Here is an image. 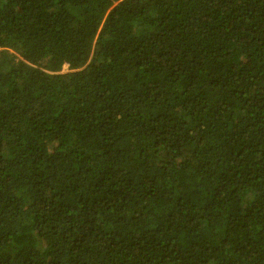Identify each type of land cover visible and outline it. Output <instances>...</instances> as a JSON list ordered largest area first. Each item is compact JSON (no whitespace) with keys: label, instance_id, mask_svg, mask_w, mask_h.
<instances>
[{"label":"trees","instance_id":"obj_1","mask_svg":"<svg viewBox=\"0 0 264 264\" xmlns=\"http://www.w3.org/2000/svg\"><path fill=\"white\" fill-rule=\"evenodd\" d=\"M0 264H264V0H0Z\"/></svg>","mask_w":264,"mask_h":264},{"label":"rangeland","instance_id":"obj_2","mask_svg":"<svg viewBox=\"0 0 264 264\" xmlns=\"http://www.w3.org/2000/svg\"><path fill=\"white\" fill-rule=\"evenodd\" d=\"M62 72H63V73H67V72H69L68 67H64Z\"/></svg>","mask_w":264,"mask_h":264}]
</instances>
